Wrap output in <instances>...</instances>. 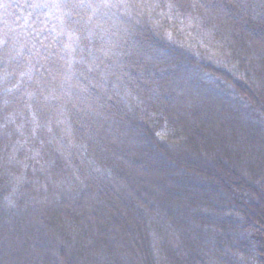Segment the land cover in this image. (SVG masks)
<instances>
[{
	"label": "trees",
	"instance_id": "16d2710c",
	"mask_svg": "<svg viewBox=\"0 0 264 264\" xmlns=\"http://www.w3.org/2000/svg\"><path fill=\"white\" fill-rule=\"evenodd\" d=\"M53 1L0 0V264H264V0Z\"/></svg>",
	"mask_w": 264,
	"mask_h": 264
},
{
	"label": "rangeland",
	"instance_id": "374dc122",
	"mask_svg": "<svg viewBox=\"0 0 264 264\" xmlns=\"http://www.w3.org/2000/svg\"><path fill=\"white\" fill-rule=\"evenodd\" d=\"M53 2L58 3L57 0H55ZM57 16H59V13L57 14ZM199 23H200V21L193 22L191 19H189L187 22V25L193 26V24H194L195 26H199ZM188 29H190V31L188 32V30H186L185 32H183V35H182L183 41L186 44H189V45L194 46L195 48H198V50L201 51V54L202 53L205 54L207 56V59L209 61H211L214 65L221 66L225 69L228 68L229 70H233L236 68L235 66L237 63H236V61H234V58L232 57L233 55H232L231 48H229V46H227L228 44L226 45L224 40L220 41V40L216 39L215 37H213L211 30L209 32L204 31V30H202L203 32H201V31L197 32V31H192L191 27H189ZM226 38H224V39H226ZM253 91L256 95V91L255 90H253ZM250 92H251V94H250L251 96L254 95L252 93V91H250ZM242 107L244 109H246L244 106H242ZM146 144L149 145L148 143H146ZM168 152L169 153H167V154H168V156L170 155L169 156L170 159H166L161 154H155V153L149 154L147 156V159H150V158L155 159L154 165L159 169L165 168V170H166V168H169V169L179 168V169H181L183 166L182 163H191L194 165L199 163L197 161V156L190 153L187 148L181 149L179 151L169 150ZM208 156H209V158L206 160V162H210L215 158V155L211 154V152ZM160 158H161V160H160ZM202 166H204V165H202ZM254 170H256V171H254V173L255 172L261 173L264 170V168H262V165H261ZM254 173H252L250 171H246L247 176L252 177V178L256 177V174H254ZM173 176H174V173H168V174H165L164 178H168V177L173 178ZM154 181H160V177L154 178ZM175 182L180 184L178 179H176ZM161 183H160V185L163 187V185H162L163 183L162 184ZM205 192L208 196L210 195L209 197L214 198L215 194H214L213 190L206 189ZM222 195H223L222 197H224V194H222ZM209 201H210V199H209ZM210 202L215 203L213 200ZM127 211H129V214L131 213L130 210H127ZM68 253H70V252H68ZM69 257L71 258L70 254H69ZM78 262H79V259L76 261V264H78Z\"/></svg>",
	"mask_w": 264,
	"mask_h": 264
}]
</instances>
